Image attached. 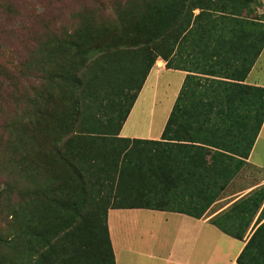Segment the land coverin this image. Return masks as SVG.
I'll use <instances>...</instances> for the list:
<instances>
[{
	"label": "trees",
	"instance_id": "16d2710c",
	"mask_svg": "<svg viewBox=\"0 0 264 264\" xmlns=\"http://www.w3.org/2000/svg\"><path fill=\"white\" fill-rule=\"evenodd\" d=\"M260 5L123 0L113 3L109 21L88 18L63 37L59 47L71 60L62 68L65 81L32 100L42 140L18 136V165L37 188L11 214L3 264H115L109 209L204 215L246 164L264 120V87L244 83L264 47V13L243 11ZM52 38L38 44L48 82L58 76ZM159 57L187 72L160 137L119 136ZM48 148L71 167V181L42 182L35 165ZM66 189L73 194L62 197ZM209 222L245 241L238 264H264V184Z\"/></svg>",
	"mask_w": 264,
	"mask_h": 264
},
{
	"label": "rangeland",
	"instance_id": "374dc122",
	"mask_svg": "<svg viewBox=\"0 0 264 264\" xmlns=\"http://www.w3.org/2000/svg\"><path fill=\"white\" fill-rule=\"evenodd\" d=\"M122 1L0 0V264L7 262V242L13 229L11 214L28 201L32 189L37 188L35 182L30 183L28 170H25L22 163L21 167L18 165L23 152L18 136L25 132H33L38 140H42L39 136L42 135V127L34 122L37 111L32 100H36V97L46 91L48 84L54 83L58 89V86L65 81L61 75L62 68L71 60L59 47L63 37L76 29L80 21L88 18L96 19L99 23L109 21L113 17V3ZM261 7L262 0L258 8L246 9L243 15L255 17L256 14H263ZM49 35L54 39L52 61L53 68L58 74L51 82L47 81L43 76L44 70L39 67L42 55L38 46L40 41L47 36L50 37ZM102 39V36H98L97 42ZM160 60L165 65V60L159 57L152 67L158 68ZM153 68L149 70L151 73L150 76L147 75L149 81L147 82V77L144 86L146 83L147 85L142 89L143 97L141 95V100L133 111V117L126 126L127 132L133 131L131 129L134 124L133 119L142 116L145 107L144 97L154 84L153 79L157 69L153 70ZM68 79L67 82L72 84L73 80ZM163 91L164 81H161L156 93L151 94L148 100L149 106L152 100H155L156 120L166 113L172 100L173 93L163 95ZM263 149L264 135L257 144L255 155L261 153ZM47 150V158L44 157L42 163L35 165V169L42 174V182L59 186L71 181L72 178H69L73 177V173L68 163L55 158L49 148ZM255 169L242 170L237 174L234 185L240 187L247 180L264 175L263 167ZM67 194L72 195L73 191L66 189L61 192L62 197ZM229 199L230 197L223 202ZM135 222L137 224H133ZM109 225L119 253L122 251L119 254V262L121 263L123 257L122 263L125 264L139 262L160 264L156 259L143 255V252L155 247L151 238L148 239V235L153 233L159 239L168 240V244L163 245V249L166 250L173 240L175 230L174 226L170 222H164L163 216L155 210H116L109 217Z\"/></svg>",
	"mask_w": 264,
	"mask_h": 264
},
{
	"label": "crops",
	"instance_id": "0c3cea01",
	"mask_svg": "<svg viewBox=\"0 0 264 264\" xmlns=\"http://www.w3.org/2000/svg\"><path fill=\"white\" fill-rule=\"evenodd\" d=\"M261 12L264 13V0H262ZM154 69H157L155 77L153 79L154 84L152 89L148 91L144 97L145 102L143 104L145 107L144 110H142V116L140 118L133 119L134 124L133 126H131V129H133L132 132H127L125 130L129 120L133 117L135 106L141 100V95L143 97V91L140 90L137 99L134 102V105L132 106L124 124L120 129L119 136L148 139H158L160 137L173 101L187 72L179 69L166 68L163 64L162 67L158 66V68L155 67L153 68V70ZM167 71L169 74L167 73ZM148 81L149 77L147 79V82ZM161 81H164L163 95H166V93L170 92V94L172 95L173 93V95L166 113L156 120L155 100H152L151 106H149L148 100L150 95H154V92L158 90ZM244 83L264 87V47L255 63L253 64L252 68L250 69L247 77L244 80ZM144 84L142 86L143 88L147 85V83L145 86ZM136 129L138 130L136 131ZM262 135H264V120L254 141L249 156L246 159V164L244 165L242 170L246 168H264V149L261 153H257L255 155L257 144L261 140ZM236 177L237 175L228 183L219 198L200 218H194L182 213L155 210L163 216L164 222H170L171 225L174 226L175 230L172 237L173 240L170 241L169 248H166V250H164L163 245L168 244V240L159 239L155 236V234L150 233L148 235V239L151 238L152 243L155 247L152 250L143 252V255H146L148 258L156 259L160 262V264H238L236 262V257L241 251L245 241L233 238L221 232L218 228H216L209 222V219L218 212L225 209L232 201H234L238 197L246 194L257 186L264 184V175L259 178L247 180V182L240 187H236L234 185ZM228 197H230V199L223 202ZM116 210L141 211L151 209H109L107 212V225L114 252L115 264H125V262L122 263V260L124 259L123 257H121V263L119 262V254L122 253V251L119 253L117 249V242H115L114 237L112 236L111 227L109 225V217L111 216V213ZM133 224H137V222ZM206 246L208 247L207 249L205 248ZM138 264L145 263L139 262Z\"/></svg>",
	"mask_w": 264,
	"mask_h": 264
},
{
	"label": "bare ground",
	"instance_id": "6f19581e",
	"mask_svg": "<svg viewBox=\"0 0 264 264\" xmlns=\"http://www.w3.org/2000/svg\"><path fill=\"white\" fill-rule=\"evenodd\" d=\"M158 62H159V65L162 67V64H163L162 61L160 60V61H158Z\"/></svg>",
	"mask_w": 264,
	"mask_h": 264
},
{
	"label": "water",
	"instance_id": "95a60500",
	"mask_svg": "<svg viewBox=\"0 0 264 264\" xmlns=\"http://www.w3.org/2000/svg\"><path fill=\"white\" fill-rule=\"evenodd\" d=\"M159 63V62H158Z\"/></svg>",
	"mask_w": 264,
	"mask_h": 264
}]
</instances>
